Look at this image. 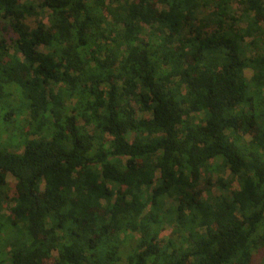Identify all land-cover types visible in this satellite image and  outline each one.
Listing matches in <instances>:
<instances>
[{"label":"trees","instance_id":"1","mask_svg":"<svg viewBox=\"0 0 264 264\" xmlns=\"http://www.w3.org/2000/svg\"><path fill=\"white\" fill-rule=\"evenodd\" d=\"M263 25L264 0H0V264H264Z\"/></svg>","mask_w":264,"mask_h":264},{"label":"rangeland","instance_id":"2","mask_svg":"<svg viewBox=\"0 0 264 264\" xmlns=\"http://www.w3.org/2000/svg\"><path fill=\"white\" fill-rule=\"evenodd\" d=\"M123 1H128V0H123ZM129 1H131V0H129ZM236 8H237V6H236ZM236 12L238 13L239 12V8H237V10H236ZM48 13H49V11H46L45 12V14L41 17L42 18V20L44 21V22H48ZM33 25V24H32ZM263 27H264V25H263ZM247 72V75L248 76H251L252 75V73H251V70H247L246 71ZM227 176H229L230 174L228 173V174H226ZM226 176V177H227ZM13 178L11 177V175H9L8 176V181L9 182H13ZM235 185V187H238V184L237 183H235L234 184ZM219 190H215V192L217 193ZM174 234H175V226H172V225H165L164 226V228L162 229V232H161V238H163L164 240L167 238V237H174ZM260 260V258H258V261Z\"/></svg>","mask_w":264,"mask_h":264}]
</instances>
